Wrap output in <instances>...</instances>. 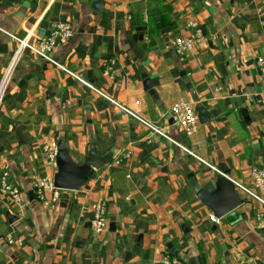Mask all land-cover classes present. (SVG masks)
Wrapping results in <instances>:
<instances>
[{
	"label": "crops",
	"instance_id": "obj_1",
	"mask_svg": "<svg viewBox=\"0 0 264 264\" xmlns=\"http://www.w3.org/2000/svg\"><path fill=\"white\" fill-rule=\"evenodd\" d=\"M56 22L73 32L52 50L58 64L165 128L230 181L250 185V168L264 171L258 0H0V27L19 38L28 30L47 35ZM190 23L200 41L180 57L171 43L192 34ZM14 49L0 32V76ZM179 102L195 109L191 136L170 115ZM60 141L77 164L89 152L111 158L78 190H58L55 200L49 188L41 202L33 185H53L57 168L46 148L56 154ZM218 177L27 51L0 102V181L23 200L14 205L0 191V264H161L165 255L183 264H264V229L254 220L261 206L237 190L243 204L218 218L190 182ZM98 201L108 225L95 235Z\"/></svg>",
	"mask_w": 264,
	"mask_h": 264
},
{
	"label": "built area",
	"instance_id": "obj_2",
	"mask_svg": "<svg viewBox=\"0 0 264 264\" xmlns=\"http://www.w3.org/2000/svg\"><path fill=\"white\" fill-rule=\"evenodd\" d=\"M260 4V11L264 14V0H258ZM189 28L192 29V34L188 37H177L171 43L174 52L176 55L182 57L192 51L195 46L200 41V32L195 23H190ZM0 32L7 35L10 39H12L15 43V49L5 67L4 72L0 76V102L4 96L6 88L8 87L13 71L18 64L19 60H21L23 54L25 52H31L36 57L41 59L42 61L52 64L57 67L62 72L67 75L75 78L81 85L85 88L95 92L99 97L105 99L110 104L115 106L118 110H120L126 116L132 118L136 122H138L141 126L146 128L149 133L154 137H160L165 140H168L171 144L177 146L180 150H182L185 154L192 157L196 161L201 164L207 166L211 171L215 172L218 176H224L228 178L221 170L217 167L212 166L201 159L196 155L190 148L187 146L181 145L180 143L173 140L166 132L165 128L159 126L155 122L148 121L144 119L140 114H138L135 110L130 108L128 105L120 104L113 100L110 96L106 95L104 92L96 88L90 82L82 79L78 75L74 74L66 67L58 64L56 60L52 56V50L56 46L58 40H68L72 37V29L69 23H52L49 28V32L47 35L38 36L36 32L33 30L26 31L25 37L19 38L15 34L6 31L0 27ZM35 40V43L31 41ZM257 66L259 68L260 77L262 79V83L264 85V58L257 59ZM108 73L105 72V75ZM138 105L139 102L136 101L134 103ZM170 115L176 124L182 129V131L186 134V136H191L196 132L198 118L195 112V109L186 104L184 102H179L175 104L171 110ZM46 155L48 160L51 163L55 162L56 154L55 151L48 147L46 148ZM125 158L129 157V154L123 155ZM120 160H115V164H119ZM249 179L250 185L244 183L233 182L236 190L240 193L244 194L247 198L257 202L261 206V211L255 214L254 220L259 228L264 229V196L258 193L259 190L264 187V171L258 169L256 167H251L249 171ZM51 181L49 179H40L36 181L33 185L34 193L37 199L41 202L45 201V190L52 188L53 190V198L56 200L58 198V189L52 187ZM0 191L4 194H7L9 198L12 200L14 205L21 206L23 204V200L21 198V194L11 185L7 184L4 181H0ZM92 231L95 235L101 234L108 225V216L106 211V204L103 201H98L92 205ZM209 220L211 222H217V219L212 214L209 216ZM8 243H13V240L8 239ZM161 264H183L182 261L176 257L171 255H165Z\"/></svg>",
	"mask_w": 264,
	"mask_h": 264
},
{
	"label": "water",
	"instance_id": "obj_3",
	"mask_svg": "<svg viewBox=\"0 0 264 264\" xmlns=\"http://www.w3.org/2000/svg\"><path fill=\"white\" fill-rule=\"evenodd\" d=\"M155 14L156 10L150 11V15ZM199 114H202L200 121H205L206 116L204 113L200 111ZM110 158V154L104 158H99L94 152H89L84 164H77L67 151L65 143L60 141L55 159L57 171L53 178V187L58 190H78L93 175V168L100 169L104 167L110 161ZM223 173L226 175L225 172ZM190 182L197 197L218 218L236 210L244 202L238 195L233 182L224 176L218 177L214 183L204 185L197 184L195 178H191Z\"/></svg>",
	"mask_w": 264,
	"mask_h": 264
}]
</instances>
